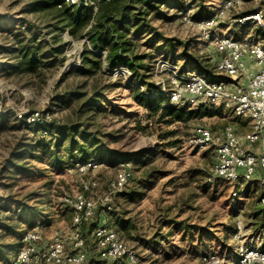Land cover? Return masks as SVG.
Returning <instances> with one entry per match:
<instances>
[{"label":"rangeland","instance_id":"1","mask_svg":"<svg viewBox=\"0 0 264 264\" xmlns=\"http://www.w3.org/2000/svg\"><path fill=\"white\" fill-rule=\"evenodd\" d=\"M37 1L0 0V245H18L0 251L7 256L3 260L0 254V264L13 263L28 246L23 237L34 229L43 240L29 264H70L43 260L47 243L57 237L65 257L82 250L87 264H209L202 259L206 253L217 255V264H235L241 242L263 245L264 228H255L254 215L262 207L260 182L231 184L215 179L214 145L190 141L196 125L210 128L216 137L226 126L243 135L250 130V121L219 105L204 106L213 115L169 121L135 100L123 82L128 76H114L104 68L94 76L75 71L82 64L85 46L93 48L87 29L76 35L60 31L56 8L33 6ZM223 1L163 0L150 10L156 30L138 38L142 43L138 51L151 53L152 67L158 58H165L185 70L199 71L189 56L213 70V61L220 55L215 46L218 37L250 34L264 45V29L239 28L233 21L239 13L263 8L264 0H242L238 9L208 30L195 24L217 14ZM17 26L40 37L43 49L61 43L59 60L39 74L5 70L3 63L11 53L3 46L9 44L8 32ZM148 78L152 80L151 75ZM95 87H104L102 101L91 112L81 104ZM68 91L87 94L60 98ZM36 110L48 112V121L42 124L51 122L50 130L28 120ZM60 125H76V132H60ZM73 138L77 140L74 150L69 149ZM83 152L87 160L81 158ZM88 160L97 166L81 170ZM120 171H129L131 177L110 193L111 181ZM236 188L239 192L233 198ZM78 193L94 203V214L74 227ZM237 221L244 228L239 239L234 237ZM99 224H107L135 251L134 263L99 258L93 238ZM7 225L12 230H6ZM79 240L82 244L77 246Z\"/></svg>","mask_w":264,"mask_h":264},{"label":"built area","instance_id":"2","mask_svg":"<svg viewBox=\"0 0 264 264\" xmlns=\"http://www.w3.org/2000/svg\"><path fill=\"white\" fill-rule=\"evenodd\" d=\"M241 3L242 0H224L217 14L201 19L195 24L203 30H208L220 17L233 9H238ZM64 5H95V3L94 0H60L56 7L60 8ZM233 21L239 28L246 26L264 28V7L238 15ZM215 46L220 55L213 61L212 72L182 70L171 60L158 58L151 69V81L166 95L168 104L185 107L219 105L234 116L247 118L250 121V130L243 135H238L233 127L226 126L221 134L215 137L210 128L196 125L190 141L193 145H214L212 175L215 179L231 184L258 180L263 187L258 203L264 206V45L258 38L246 34L218 37ZM88 48L103 61L105 60L106 49L95 50L89 44ZM110 73L127 78L130 71L127 67L121 66L112 69ZM141 89L145 90V86H141ZM48 116V112L44 114L36 110L30 112L28 120L45 123L48 121ZM96 166L95 161L88 160L82 163L81 170ZM130 177L129 171H120L111 181L110 193L121 189ZM93 184L94 182L85 184V189H89ZM238 192V188L231 192L233 198ZM74 209L75 227L92 217L94 203L84 194L78 193L74 197ZM243 230L241 221H237L234 237L241 238ZM23 238L28 246L17 254L12 264H29L40 251L38 242L43 240V235L38 230L28 232ZM57 238L47 243L44 248L43 260L46 263L67 261L70 264H87L86 252L82 250L65 257L63 244L60 238ZM93 238L100 259L112 261L125 258L130 263L136 261L135 251L127 248L118 234L107 224L97 225L93 231ZM81 244L82 241L79 240L77 246ZM202 259L209 264L219 262V257L212 253H206ZM235 264H264V244L253 245L241 242L238 245Z\"/></svg>","mask_w":264,"mask_h":264},{"label":"trees","instance_id":"3","mask_svg":"<svg viewBox=\"0 0 264 264\" xmlns=\"http://www.w3.org/2000/svg\"><path fill=\"white\" fill-rule=\"evenodd\" d=\"M59 1L40 0L33 2L32 5L45 9L56 8L54 17L61 24L60 31L67 29L71 35H76L79 30L82 31L86 28L85 34L90 39L93 49L107 50L106 58L103 61L92 49L85 46L82 53V64L76 66L75 71L94 76L102 68L112 70L119 66H127L130 74L126 80H123L124 84L132 89L135 100L145 105L153 114L160 111L161 117L168 116L169 121H181L194 116L214 114L205 109L204 106L206 105L191 110L185 106L168 104L166 95L148 78L151 75L152 63L150 60L153 56L146 51H138V47L142 44L138 42V38L155 32L156 29L151 24L149 13L150 10L156 9L163 0H94L95 5H64L58 8L56 4ZM258 8L239 13V15L255 11ZM8 33L6 37L9 38V44L3 46V49L11 53V56L7 63H3L5 70L39 74L42 73L43 69L51 68L59 60V53L61 56L63 49L61 43L60 46L43 49V41L40 37L31 36L28 29L23 28V26H17ZM189 58L194 61L193 66L199 72L213 71L209 70L207 65H202L196 57L191 55ZM40 68L41 71H38ZM181 69L185 70L184 68ZM141 86H145V90H142ZM102 88L104 87L91 89L92 91L81 104V107H86V110L89 109L91 112L95 111L102 101ZM86 94L81 93V91H68L60 98L63 96V98L70 100L81 98ZM36 124L51 129V122L46 124L37 122ZM58 131L73 134L76 132V125H60ZM76 141L73 138L69 144V149H75ZM112 152L114 153L113 150H111ZM86 156L87 154L83 152L81 158L85 159ZM254 215L258 218L255 228L261 227L263 229L264 206L255 211ZM6 230H12L10 225H7ZM17 246L0 245L2 249L0 251L5 252L6 249ZM0 254L1 258L6 260L7 256H2L3 253L1 252Z\"/></svg>","mask_w":264,"mask_h":264},{"label":"crops","instance_id":"4","mask_svg":"<svg viewBox=\"0 0 264 264\" xmlns=\"http://www.w3.org/2000/svg\"><path fill=\"white\" fill-rule=\"evenodd\" d=\"M238 118L242 120L243 117H238ZM245 119H247V118H245ZM247 120H248V119H247Z\"/></svg>","mask_w":264,"mask_h":264}]
</instances>
